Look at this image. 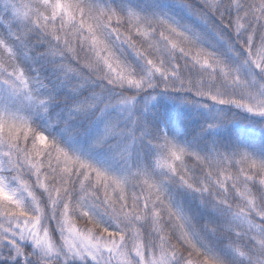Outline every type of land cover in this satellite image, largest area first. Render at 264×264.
Returning a JSON list of instances; mask_svg holds the SVG:
<instances>
[{"label":"snow or ice","instance_id":"1","mask_svg":"<svg viewBox=\"0 0 264 264\" xmlns=\"http://www.w3.org/2000/svg\"><path fill=\"white\" fill-rule=\"evenodd\" d=\"M0 264H264V0H0Z\"/></svg>","mask_w":264,"mask_h":264},{"label":"trees","instance_id":"2","mask_svg":"<svg viewBox=\"0 0 264 264\" xmlns=\"http://www.w3.org/2000/svg\"><path fill=\"white\" fill-rule=\"evenodd\" d=\"M80 226L83 227V224L81 223Z\"/></svg>","mask_w":264,"mask_h":264}]
</instances>
